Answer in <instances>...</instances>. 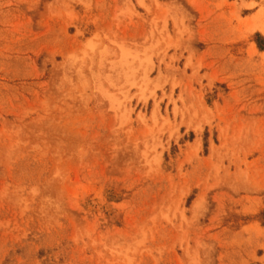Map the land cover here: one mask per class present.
<instances>
[{"label": "rangeland", "instance_id": "374dc122", "mask_svg": "<svg viewBox=\"0 0 264 264\" xmlns=\"http://www.w3.org/2000/svg\"><path fill=\"white\" fill-rule=\"evenodd\" d=\"M0 264H264V0H0Z\"/></svg>", "mask_w": 264, "mask_h": 264}]
</instances>
